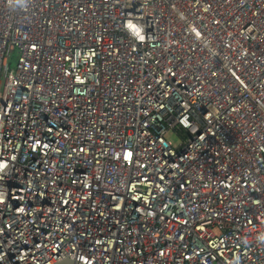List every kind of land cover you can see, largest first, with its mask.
<instances>
[{
	"label": "built area",
	"instance_id": "1",
	"mask_svg": "<svg viewBox=\"0 0 264 264\" xmlns=\"http://www.w3.org/2000/svg\"><path fill=\"white\" fill-rule=\"evenodd\" d=\"M262 238L264 0H0V264H263Z\"/></svg>",
	"mask_w": 264,
	"mask_h": 264
},
{
	"label": "rangeland",
	"instance_id": "2",
	"mask_svg": "<svg viewBox=\"0 0 264 264\" xmlns=\"http://www.w3.org/2000/svg\"><path fill=\"white\" fill-rule=\"evenodd\" d=\"M15 59H16V56H13L11 59H10V62H9V68H13L14 67V64H15ZM164 138L165 139H168L172 144L174 145H177L179 143V140L180 138L178 137L177 133L176 132H170L168 131L165 135H164Z\"/></svg>",
	"mask_w": 264,
	"mask_h": 264
},
{
	"label": "water",
	"instance_id": "3",
	"mask_svg": "<svg viewBox=\"0 0 264 264\" xmlns=\"http://www.w3.org/2000/svg\"><path fill=\"white\" fill-rule=\"evenodd\" d=\"M52 264H80V263L75 262V261L71 260L68 257H63V258H60V259L56 260Z\"/></svg>",
	"mask_w": 264,
	"mask_h": 264
},
{
	"label": "clouds",
	"instance_id": "4",
	"mask_svg": "<svg viewBox=\"0 0 264 264\" xmlns=\"http://www.w3.org/2000/svg\"><path fill=\"white\" fill-rule=\"evenodd\" d=\"M7 3L8 4L15 3L18 7L23 8L27 4V0H7ZM262 240H264V238H262Z\"/></svg>",
	"mask_w": 264,
	"mask_h": 264
},
{
	"label": "snow or ice",
	"instance_id": "5",
	"mask_svg": "<svg viewBox=\"0 0 264 264\" xmlns=\"http://www.w3.org/2000/svg\"><path fill=\"white\" fill-rule=\"evenodd\" d=\"M130 27H134V26H130ZM138 31V30H137ZM143 37H141V39H142Z\"/></svg>",
	"mask_w": 264,
	"mask_h": 264
}]
</instances>
